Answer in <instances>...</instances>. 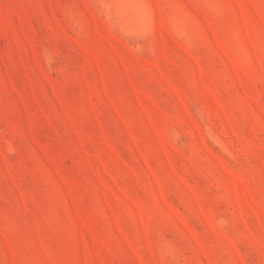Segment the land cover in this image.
Returning <instances> with one entry per match:
<instances>
[{
    "label": "rangeland",
    "instance_id": "374dc122",
    "mask_svg": "<svg viewBox=\"0 0 264 264\" xmlns=\"http://www.w3.org/2000/svg\"><path fill=\"white\" fill-rule=\"evenodd\" d=\"M0 264H264V0H0Z\"/></svg>",
    "mask_w": 264,
    "mask_h": 264
}]
</instances>
